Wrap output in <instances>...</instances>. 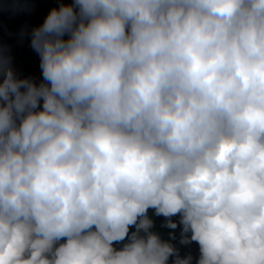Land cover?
I'll return each mask as SVG.
<instances>
[{
    "label": "clouds",
    "instance_id": "obj_1",
    "mask_svg": "<svg viewBox=\"0 0 264 264\" xmlns=\"http://www.w3.org/2000/svg\"><path fill=\"white\" fill-rule=\"evenodd\" d=\"M25 36L0 264H264V0H72Z\"/></svg>",
    "mask_w": 264,
    "mask_h": 264
},
{
    "label": "trees",
    "instance_id": "obj_2",
    "mask_svg": "<svg viewBox=\"0 0 264 264\" xmlns=\"http://www.w3.org/2000/svg\"><path fill=\"white\" fill-rule=\"evenodd\" d=\"M61 2L71 3L72 0H0V11L3 18L4 28L10 42L17 48H30V50L23 55L11 51L0 25V54H8L12 57L13 66L21 76L31 75L36 77L37 81L41 78L38 55L30 47V40L27 36L21 39L20 30L25 26L30 30L32 26L42 23L48 11L52 7L58 6ZM6 4L27 5L28 10L16 12L11 8L6 10L4 7ZM5 49H7L6 53L4 52ZM162 219L163 218L160 217L157 218L158 224ZM192 247L198 249V245H196L195 242H193L191 246H181V254L190 251Z\"/></svg>",
    "mask_w": 264,
    "mask_h": 264
},
{
    "label": "water",
    "instance_id": "obj_3",
    "mask_svg": "<svg viewBox=\"0 0 264 264\" xmlns=\"http://www.w3.org/2000/svg\"><path fill=\"white\" fill-rule=\"evenodd\" d=\"M0 25H1V29H2L5 37L7 39V42L9 44V47H10L11 51L18 53L19 55H23V54H26L30 50V48L21 49V48H17V47L12 45V43L10 42V40H9L7 34H6V30L4 28V23H3V18H2L1 11H0Z\"/></svg>",
    "mask_w": 264,
    "mask_h": 264
},
{
    "label": "rangeland",
    "instance_id": "obj_4",
    "mask_svg": "<svg viewBox=\"0 0 264 264\" xmlns=\"http://www.w3.org/2000/svg\"><path fill=\"white\" fill-rule=\"evenodd\" d=\"M190 251L192 252V254H193L194 256H196V255L198 254V249H195L194 247H192V248L190 249Z\"/></svg>",
    "mask_w": 264,
    "mask_h": 264
}]
</instances>
